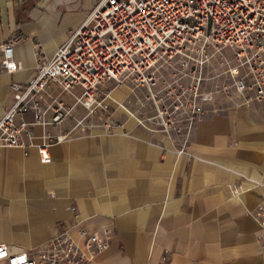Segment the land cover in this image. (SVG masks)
Returning <instances> with one entry per match:
<instances>
[{
	"label": "crops",
	"instance_id": "0c3cea01",
	"mask_svg": "<svg viewBox=\"0 0 264 264\" xmlns=\"http://www.w3.org/2000/svg\"><path fill=\"white\" fill-rule=\"evenodd\" d=\"M94 3L0 0V43L17 36L20 65L0 72V115L12 102L9 83L27 82ZM47 92L71 102L54 86ZM114 103L109 129L105 113L74 126L84 112L73 107L56 124L35 125L20 145L0 148V240L30 252L57 229L80 244L84 230L107 237L85 264H264V228L254 215L264 210L260 105L215 95L176 155L169 138L135 126L122 108L131 110L128 103ZM45 135L61 140L40 163L35 147Z\"/></svg>",
	"mask_w": 264,
	"mask_h": 264
},
{
	"label": "built area",
	"instance_id": "2783aa9c",
	"mask_svg": "<svg viewBox=\"0 0 264 264\" xmlns=\"http://www.w3.org/2000/svg\"><path fill=\"white\" fill-rule=\"evenodd\" d=\"M17 40L0 43V72L20 68L13 55ZM215 62H227L225 72L215 74L228 83L212 87L206 69ZM126 82L145 89L143 100L152 112L144 114L140 104L132 111L121 107L135 126L169 138L176 155L185 152L203 105L216 93L252 100L264 112V0H95L27 82L9 83L12 102L0 115V148L20 145L35 125L56 124L73 107L84 112L74 126L105 113L102 126L109 129L107 85ZM51 86L71 102L51 97ZM59 140L45 135L36 145L40 163L50 161L47 146ZM254 215L264 228V210ZM78 235L80 244L57 229L30 252L0 240V264H85L107 247L104 233Z\"/></svg>",
	"mask_w": 264,
	"mask_h": 264
},
{
	"label": "rangeland",
	"instance_id": "374dc122",
	"mask_svg": "<svg viewBox=\"0 0 264 264\" xmlns=\"http://www.w3.org/2000/svg\"><path fill=\"white\" fill-rule=\"evenodd\" d=\"M224 55L226 57H228L229 52L224 51ZM226 65H227V62L222 63V64H218L217 62H215L212 64V66L210 68L206 69V72L209 73L208 75H211L210 76L211 79H209L208 82L211 84L212 87L221 86L223 82L228 83L227 80L225 81V79H218L216 74H215V72H217L220 74L219 76H221L227 68ZM107 87L110 89V93H109L110 99L107 100V103H109L110 106L112 104L113 105L115 104L114 101L115 102L125 101L126 103H128V105H130L129 107L131 108V111L136 110L138 105L140 104V106H142L141 112H143L144 114H150V112H152L150 109H147V104L145 103L146 101L143 100V95L146 93L145 89H143L141 87H137L134 84L129 83V82H126L125 84H121V85H117V84L113 85L112 83H109L107 85ZM112 88H114L113 89L114 91L112 90ZM111 90L113 91L112 94H111ZM124 91H126L125 92L126 93L125 98L123 97ZM215 95L223 96L222 94H218V93L214 94V96ZM230 96H237V95L230 92ZM114 97H116L117 99H115ZM122 97H123V99L120 100V98H122ZM213 97H212V99H213ZM224 97H227V96H224ZM113 98L115 100H113ZM239 99H240V97H239ZM210 101H212V100H210ZM207 103H205V104H207ZM131 105H132V107H131ZM204 105H203V107H204ZM117 108H119V107H117Z\"/></svg>",
	"mask_w": 264,
	"mask_h": 264
}]
</instances>
